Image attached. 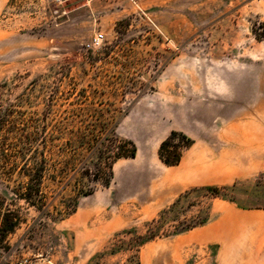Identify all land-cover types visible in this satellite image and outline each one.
Masks as SVG:
<instances>
[{"label":"rangeland","instance_id":"obj_1","mask_svg":"<svg viewBox=\"0 0 264 264\" xmlns=\"http://www.w3.org/2000/svg\"><path fill=\"white\" fill-rule=\"evenodd\" d=\"M263 20L264 0H0V141L47 157L43 210L0 170L25 218L0 264H264ZM172 130L192 144L168 166Z\"/></svg>","mask_w":264,"mask_h":264},{"label":"trees","instance_id":"obj_2","mask_svg":"<svg viewBox=\"0 0 264 264\" xmlns=\"http://www.w3.org/2000/svg\"><path fill=\"white\" fill-rule=\"evenodd\" d=\"M252 32L256 39L264 40V20L256 21L252 26ZM5 121H7V119L0 118V126L5 124ZM20 135V141H22V145H20L19 148L14 146L13 141H0V170L4 175L11 176L14 171L20 167L21 173L27 176V180L21 183L20 189L16 191L18 198L23 199L27 204L36 208L37 210H43L46 205V193L42 189V179L43 169L45 168L47 157L45 156V153L40 151L38 148L25 145V143L29 142L27 139L32 137L30 133ZM177 135L181 136L183 139L182 142H175L173 145H170L172 138ZM3 137L5 139L8 138L7 136ZM126 142L132 146L131 151L129 153L118 151L114 156L134 157L136 155V146L134 142L132 140H128ZM88 143L91 147H93L94 143L92 140L88 141ZM191 144L192 139L186 134L172 130L171 134L160 144L158 152L159 157L168 166L178 165L182 158V150ZM28 149L33 150V152H35L37 155H41L38 156L39 160H35L32 167L28 165L27 161L20 165L19 162L15 160L16 154H20L23 157L25 156V160H27L26 155H23V152ZM104 162L108 163V160H105ZM103 167V162H100L98 164V171H101V168ZM108 167L110 168L109 173L111 178L112 165L110 164ZM34 168L37 169L34 170ZM110 178L106 180L105 184L110 183ZM23 222H25V218L22 217L19 209L12 208L10 203H6L5 199L0 195V260L3 258L5 253L9 252L12 248V245L9 241V235L15 232Z\"/></svg>","mask_w":264,"mask_h":264},{"label":"crops","instance_id":"obj_3","mask_svg":"<svg viewBox=\"0 0 264 264\" xmlns=\"http://www.w3.org/2000/svg\"><path fill=\"white\" fill-rule=\"evenodd\" d=\"M167 135L168 134H166V136ZM172 166H174V165H172ZM169 172H172V170H170ZM182 183H184V182H182ZM182 183L181 182H177L175 180H168V181H166V184L165 185H162L160 187V189H159L160 190V196H159V198H162V199L165 200V202H167L166 201L167 199L170 200V198L176 197V195L177 194H180L182 192V190L184 189V187H185V186H183L184 184H182Z\"/></svg>","mask_w":264,"mask_h":264}]
</instances>
